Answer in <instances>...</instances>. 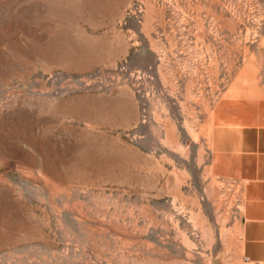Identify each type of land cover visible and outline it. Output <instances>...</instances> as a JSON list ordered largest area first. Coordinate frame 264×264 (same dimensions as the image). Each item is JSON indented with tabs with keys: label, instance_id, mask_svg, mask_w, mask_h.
<instances>
[{
	"label": "rangeland",
	"instance_id": "obj_1",
	"mask_svg": "<svg viewBox=\"0 0 264 264\" xmlns=\"http://www.w3.org/2000/svg\"><path fill=\"white\" fill-rule=\"evenodd\" d=\"M263 98L264 0H0V264H264L208 167Z\"/></svg>",
	"mask_w": 264,
	"mask_h": 264
},
{
	"label": "crops",
	"instance_id": "obj_2",
	"mask_svg": "<svg viewBox=\"0 0 264 264\" xmlns=\"http://www.w3.org/2000/svg\"><path fill=\"white\" fill-rule=\"evenodd\" d=\"M257 104L236 114L225 108L221 119H214L208 167L214 176L237 184L240 254L264 262V98Z\"/></svg>",
	"mask_w": 264,
	"mask_h": 264
},
{
	"label": "built area",
	"instance_id": "obj_3",
	"mask_svg": "<svg viewBox=\"0 0 264 264\" xmlns=\"http://www.w3.org/2000/svg\"><path fill=\"white\" fill-rule=\"evenodd\" d=\"M242 259H243L244 262H250V260L248 259V257L245 256V255H243Z\"/></svg>",
	"mask_w": 264,
	"mask_h": 264
}]
</instances>
